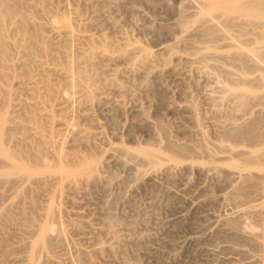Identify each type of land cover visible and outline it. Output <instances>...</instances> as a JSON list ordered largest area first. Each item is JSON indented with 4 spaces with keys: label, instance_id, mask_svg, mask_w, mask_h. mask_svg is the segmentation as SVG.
Instances as JSON below:
<instances>
[{
    "label": "bare ground",
    "instance_id": "1",
    "mask_svg": "<svg viewBox=\"0 0 264 264\" xmlns=\"http://www.w3.org/2000/svg\"><path fill=\"white\" fill-rule=\"evenodd\" d=\"M18 1L14 2L19 3ZM80 1L81 0H75L74 2L71 0H26L27 3L23 4L28 5L29 2V4L35 7L34 9L38 10V13L40 12V14L37 15L39 16L38 19L37 16L35 17L32 15L35 11L31 9V5H29L31 6L29 9L34 12L31 13L27 9L28 6L27 8L23 6L31 13V16L25 10L29 16L27 15V18H22L24 12L21 11L23 14L22 16L18 13L20 12L18 7L20 5L22 7V1L20 2L21 4H18V7L16 6L17 8H12L11 3L6 4L7 0H4V5H2L3 1H1L2 3L0 2V149L8 148V150L13 149L14 151L18 149L21 153V155L17 154L14 156L18 150L15 151L14 154H11L13 157L10 156L8 160L5 158L4 160L0 155V160L2 159L1 162L3 164L4 162H8L9 164H6L10 167V164H13L14 166L17 165L19 168L23 166V162L21 161L24 160V163L27 161L28 163L33 162L31 163L33 165L34 163L39 165L42 164L40 165L41 168H43L44 165H50L52 162L51 160L54 161V159H58L57 164H59V160L60 163L63 164V166L59 164L60 167H58L54 162L55 166H53L56 167L54 170H57H52L54 173L47 169L48 166L46 167V169L49 170L48 174L50 172L56 176L59 175V177L57 176L59 181L54 180V182L58 183L55 185L52 184L51 187L54 186L53 188H46L51 192L47 191L46 193L44 190L42 191V189L40 191V189L37 188V186L40 185L39 182L36 187H33V184H36L35 182L37 181H40L41 184L44 182L45 184V180L47 179V182H49L48 178H50L51 175L48 176L46 174V169L44 175H47V177L41 175L37 176L36 174L35 176L37 178L34 179V177L30 175H22V171H19L21 174L16 172L17 175L19 174L17 176L13 171L15 170L13 166L12 168L14 169H12V172L16 177L9 174L8 179L5 178V180H0L2 184L0 185V219L5 216L7 212L12 211V209H14L13 207L16 208L17 204H19L16 202L18 199L25 204L27 200L24 195L25 191H31L37 188V192L44 196L42 198L43 201L41 200V203L44 202V204L42 203L44 209L41 205L42 209L40 212H43H39V220L33 219L32 222L30 221L31 223L29 222L30 224H25V221H19L20 223H16L17 225L14 224L15 229L18 230V234L16 233L18 237L15 238L17 239L15 244L14 242L12 244L14 248L12 245L11 248L17 250L18 248L16 249L15 246H18L20 248L18 250H22L23 252L20 253L17 251L15 254L10 252L14 251L10 249L9 252L11 257H8L9 254L6 255L9 261L0 264H81L80 262L74 261L77 258L75 257L76 255L69 260L68 257H71V254L67 256L66 248H64L65 245L63 246V244H65L63 242L67 240L65 239L66 237H71L74 232H78V228L76 227L82 228L81 226L84 225L83 228L85 229H80V231L83 230L86 232L83 234L91 232H88V228L92 230L95 228L82 212V208H80L81 210L79 209V207H81L78 201L80 198L79 195H84L85 190L96 182L102 183L106 188H109V190L113 184L110 180L108 181L101 176L98 159V161L92 162L93 160L91 161V157L89 160L91 162H89L85 160L89 158L88 156H86L88 158L85 159L83 158L85 155H79V157H77V152L72 151V153L77 154V156H74L76 163L81 161L82 164L80 162V166L83 165L81 166L83 168H78L79 165L74 162L73 164H75L76 167L75 165L72 167L69 166L71 168L75 167V170L72 169L71 171L65 168V163L63 162L66 159L64 160L62 157L66 154L65 152L69 150L67 145L66 149L68 150L65 151V143L69 137L71 139V136H74L75 140L79 138H84L85 140L91 138V140H95V138H97L96 133L91 130L92 128L86 127L81 123V120H79V117L84 115L82 113H85V111H88L87 113L89 114L91 109L99 104H110L112 106L124 108L126 104L138 98V94L142 91V86L144 85H130L132 87L128 85L127 87L123 81L119 80L120 75L125 77L128 76L127 78H129L137 73H141L144 77H148L152 73L159 75L163 72V66L159 64L161 61L160 54L151 50L141 40L129 38L126 33L121 39L109 37L107 33L103 31V28L99 26V20L97 21L95 19L94 14H98L97 11H99L98 5L96 6L98 10L96 11L95 9L96 13H94L93 10L84 13L80 11L82 10L80 8L82 5L79 4ZM83 1L87 5L93 3V0ZM192 1H189L191 4L188 3L189 5H186L188 10H191L190 15L192 16L194 12L196 16H200L201 18L199 17L198 22L197 20L194 22L193 19L188 18L191 23L194 22L193 24L195 25L197 23V26L193 25L195 28L192 29H190L191 24L189 22V27H183L184 24L182 23L180 35L177 37L178 41L176 40L177 43H183L184 41L186 44L189 38L191 40L188 44H191L190 42L193 40L191 34L196 33L197 36L196 34L195 36L198 37L199 33L196 31L199 30L201 32L200 37L202 36L203 40L198 37L201 41L195 40L192 42L191 45H193L195 51L193 54H189L190 57H187L192 64L196 62L197 66L194 64L196 66V71L204 74L209 80L211 83V92L218 94L217 96H219L222 101V97L226 96L229 90L233 92L237 90L236 88L231 89L229 87L231 85L227 83H229L230 79H224V75L229 78L231 77V79L233 78V81H235V79H237L236 81H244H240L242 85L250 84L253 81L256 82V84L258 82L259 87L263 88L259 95H257L255 91L252 92L249 85H245V89H241L243 87H240L241 90H238L239 92L244 90L242 92V94L245 92L243 97L250 95L252 97L249 98L254 99L253 96L256 93L257 97L255 95V99L259 98V102H257L256 99V105H253V108L257 110L250 109V112H247L248 114H251V110L264 113V19L262 18L264 12L260 9L262 12L261 19L263 20L258 18L261 15V12L258 13V9V20L257 18L254 19L256 14H253L256 7H258L259 1V6H262L264 0H241L239 3L242 7L239 6L237 8L234 5L236 2L233 4L231 3V5L235 6L236 10L240 8L239 11L237 10V13H235V8H233L235 12L231 10L235 15L230 11L226 14L227 11H225V9H220L218 12L215 7L209 9L208 6H212V4L215 3H211V1L208 0ZM233 1L234 0L231 2ZM84 2L81 4H85ZM106 2L109 3L110 1L107 0ZM16 3H13L14 6ZM239 3L236 5H239ZM5 5L6 8L3 7ZM8 5H11V9H8ZM186 6L182 10L184 12H182L183 14H187V12L184 11ZM205 7H207L208 10H205ZM13 9H18V11ZM107 9L110 10V7ZM37 10L35 14H37ZM108 10H106V12H108ZM232 15L235 17H231ZM187 16L188 14L186 17ZM236 16L239 17L236 18ZM183 17L185 16L183 15ZM193 18L196 19L197 17ZM23 21H25V23ZM184 21L186 24L187 18L186 20L184 18ZM29 25L40 26L39 28L35 26L38 30L41 28L38 34L39 37H37L38 35L36 36L37 30L33 32V27L31 28L32 30H29L31 33H28ZM32 33L35 35V39H32L34 37L31 35ZM50 40L52 42L53 40L54 42L55 40L57 41L58 44L56 43L57 46L55 49H53V46H55L54 43L51 44L53 46H50ZM164 50L169 51L171 48L166 47ZM176 53L177 52H175V54ZM177 56L178 59H181L182 54H177ZM232 59H234V61ZM247 64L251 65H249L250 68H254H251L253 71L250 72L249 69H247ZM143 83L145 84V82ZM252 85H250V87ZM238 87L239 86H237V88ZM222 93H224V95ZM242 94L239 93V95ZM219 97L218 99H220ZM75 111L78 112L79 115H76L79 117L75 116ZM88 114L87 116L89 117ZM245 114L243 113L242 115L244 116ZM248 114L246 115L248 116ZM246 115L243 117V120L245 117L247 118ZM260 123V126L258 125L262 133L260 144L264 147V120ZM97 139L94 142L97 143ZM82 140L80 142H82ZM91 140L89 142H91ZM73 141L74 140H69L68 143ZM74 142L78 143L79 141L76 140ZM87 142L88 141H86V143ZM224 142V140H219L217 143H219L220 146L222 145V147H218L223 148L224 146L226 149L229 148V150L231 149V153L232 151H237L239 153L238 155L245 154L246 158L248 155H250L249 158L253 156L255 160L257 158L258 162L261 161L264 163V148L261 149V147H259L263 151L258 149L260 150L259 153L258 150H256V152L253 148L250 149V147L248 148L242 143L239 145H232L231 143ZM5 149V154L10 155L8 153L9 151L6 153ZM118 149L126 150L124 147H118ZM13 150L10 152H14ZM68 154L72 155L70 151H68ZM68 154L66 155L68 158L67 160L70 161ZM253 158L251 160L255 161ZM61 160H63V162H61ZM17 161L19 163L21 162L22 166L16 164L18 163ZM1 162L0 164H2ZM67 163L68 162H66V165ZM52 164L48 168H51ZM250 169L249 167V171ZM21 170L24 171L25 169L22 168ZM42 170L40 172H42ZM240 170L241 169L238 170L239 172H237V170L235 172L233 171L234 173H231L233 176L230 174V176H232V178L230 177L231 181L227 184L225 183L226 186H223V189L221 188L220 194L218 195L220 199L219 210L208 213V217L201 224L196 226L190 235L185 236L180 242L182 247H195L198 253L208 252L212 256V264H264L263 169L259 170L262 174L260 175L262 181H258L257 183L256 181L253 182V180L249 182L250 179L248 178L251 176L249 174L251 171L247 172L248 170L244 169L246 173L243 172L244 170ZM38 171L39 170H35L34 172ZM7 173H4L6 177ZM54 178L56 179V177L52 175V180L50 178V181L53 182ZM2 181L4 182L2 183ZM9 182L12 184L10 183L9 185ZM46 186L47 184L45 187ZM42 187L43 184L41 188ZM33 191L35 193L36 190ZM242 191H244L243 193L247 192L248 196L246 194L242 196ZM21 197H23L22 199H25V201H21ZM248 197L249 199H247ZM63 198L73 205V208L70 207V209L72 208L71 210L67 209V211H69V215L67 213L69 216L67 218L69 219L66 220L68 224L63 218L59 217V212L62 211L61 208L63 207L60 199ZM27 202L29 201L27 200L26 203ZM29 204L26 205L30 206ZM22 210H25L24 207ZM63 212L64 211H62V214ZM184 212L183 209L174 210V212L169 214L167 219H179L185 215L186 212ZM23 213H25V211ZM7 215L8 213L5 217H7ZM3 219L5 218L3 217L1 220ZM60 219H63V224ZM19 224L21 225L19 226ZM68 227L76 228V230L73 229L74 232L70 235V230H72V228L69 230ZM212 231L214 233H221L223 236L217 243L205 248L201 245L203 237ZM110 235H107V237L105 235V238L104 236L103 238L102 236L101 238L98 236L97 238L99 239L94 241L93 239L95 238H89L93 241H89L90 243L92 242L90 247L95 249L93 251H97L100 254L105 250L113 253L111 251L113 248L112 242L117 240L118 237L116 238L117 235L114 236V234ZM229 236H234L237 239L231 240ZM71 238L69 240L73 244V248H75L74 251L76 250L77 253L80 251V244L76 242L77 240ZM64 239L65 241L62 242ZM52 240L57 244H54ZM77 244H79V246ZM151 251H159V249L157 246H153ZM116 257L119 264L141 263H138V261L134 262V260L132 261L122 255Z\"/></svg>",
    "mask_w": 264,
    "mask_h": 264
},
{
    "label": "rangeland",
    "instance_id": "2",
    "mask_svg": "<svg viewBox=\"0 0 264 264\" xmlns=\"http://www.w3.org/2000/svg\"><path fill=\"white\" fill-rule=\"evenodd\" d=\"M1 1H3V3ZM1 1L2 5H4V0ZM11 1L13 0H10V2L7 0L6 2V4H12V6L8 5V9H11V7L17 8L19 6L18 4L22 1V7L21 5L18 7L20 11L18 13L21 16L24 14L22 18H27L34 11L32 15L35 17L40 14L29 2L28 5H25L27 3L26 0H14L19 3ZM71 1L74 2L75 0ZM82 1L83 0L79 3L82 6L79 7L82 9L80 11L84 13L89 12V10H93L94 13H96L98 10L97 7L99 8V11H97L98 14H94L95 19L97 21L99 20V26L103 28V31L106 32L109 37L121 39L122 36L127 34L129 38L141 40L151 50L160 54L161 61L159 64L163 66V72L159 75L152 73L148 77H144L141 73H137L129 78H127L128 76L125 77L120 75L119 80L123 81L127 87L128 85H144L142 86L144 89L142 88V91L139 92L138 98L133 101L134 103L130 102L126 104L124 108L112 106L110 104H99L93 107L89 114L87 113L88 111H85L89 117L85 113L82 114L86 116L82 115L79 117L78 112H76L77 110L75 111V116H78L81 123L86 127L92 128L91 130L96 133L98 139L95 138V140H91V138H89L85 140L84 138H79L76 139L79 142L75 143V137L71 136V139L69 137L65 143L64 149H66L68 145L69 150L66 149L65 151H70L72 155L68 154V151L65 152L66 154L64 156L66 158L63 156L64 158L62 157V159L67 160L68 158L66 155L68 154L70 161L65 160L63 162V160H61V162L65 163V168L72 171V169L76 167L75 164L79 165V167L77 166L78 168H83L81 167L83 165L80 166L81 161L77 160L79 162L76 163L74 156H77V154V157H79V155H85L83 157L84 159L89 157L85 159L88 161L91 157V161L93 160L92 162L99 160L101 176L108 181L110 180L113 185L109 190V188H106L102 183L96 182L85 190L84 195H79L80 198L78 201L81 206L79 209L82 208V212L87 219L91 221L95 230L93 229V231L88 228V232H91L83 234L85 231H80V229H85L83 228L84 225L81 226L82 228L76 227L79 229H77L78 232L73 231V229L76 230V228L71 227L72 230H70V225L68 227L71 231L70 235L74 233L71 236L72 238L69 237L77 240V243L79 242L80 251L77 250L78 252L76 253V250L74 251L75 248L72 246L73 244L69 240L70 238L66 237L65 239H67V242L65 239L62 240V242L65 241L63 242L65 243L63 246L65 245L64 248H66L67 256L71 254V257H68L69 260H71L70 258H74L76 255L75 257L77 258L74 261L80 262L81 264H119L116 257H119V255L125 256L132 261L134 260V262H141L142 264H212V256L208 252L198 253L195 247H182L180 242L185 236L190 235L194 228L208 217V213L219 210L220 199L218 195L220 194L221 188L223 189V186H226V184L231 181L230 179L233 176L231 173L233 171L235 172L237 170V172H239V169H241L240 171L244 169L248 170L247 172L251 171V173H249L251 176L248 178L250 179V181L248 180L249 182L252 180L253 182L256 181V183L262 181V178H260L262 174L259 170L263 169L262 173H264L263 162H258L257 158L256 162L253 156L249 158L250 155L248 154L246 158L245 154L238 155L239 153L237 151H232L231 153V149H226L224 146L220 148L222 145L220 146L217 142H219V140H224L232 145H239L242 143L248 148L250 147V149L253 148L255 151L260 149L259 147H261V149L264 148L262 144H260L262 133L258 128V125L260 126L261 124L260 122L264 120V113L256 112L255 110L257 109L253 108L256 99L257 102H259V98L255 99V95L256 93L257 95H259V93L261 94L263 88L259 87L258 82L257 84L254 81L251 82L253 85L251 83H243L249 85L252 92H256L253 96L255 100L249 98L252 97L250 95L245 96V98L243 97L245 92L242 94L244 90L239 92V90L245 89V85L241 84L244 81L239 79V81H236L237 79H235V82L233 78L231 79V77L229 78L224 75V79H230L227 84L232 87L228 86L231 89L236 88L239 90H234V92L229 90L227 95L224 96L225 99L222 97V101L221 98L217 96L218 94L211 92V83L209 80L204 74L196 71V62H193L195 66L188 58L191 53L193 54L195 51L193 45H191L192 42L195 40H203V37H200L201 32L199 30L196 31L199 33L198 37L200 39L202 38L201 40L196 37L197 34L193 32L196 36L195 34H191L193 38L192 42H190L191 44H188L191 40L189 38L186 44L184 41L183 43H177V37L181 32L180 27H182L183 24V27H187L191 24L190 29H192L195 28L194 26H197V23L196 25L193 23L196 20L197 22L199 21L200 16H196L194 12L191 16V10L187 8L189 5L188 3H190L189 1L192 0H109L110 2L112 1L111 4L110 2H106L107 0H95L96 2L93 0L92 6L90 4L87 5L84 1L85 4H81L83 3ZM208 1L215 3L212 4V6H208L209 9L215 7L217 12L220 9H225V11H227L226 14L229 11L234 14L236 8L241 5L239 3L241 0H234L233 2H231L232 0ZM234 2H236L234 4L236 8L234 5H231V3L233 4ZM13 3H16L15 6ZM237 3H239V5H236ZM29 5H31L32 8ZM84 5L87 7L85 8ZM259 5L260 1L258 7H256L253 12V14H256V16L252 15L254 19L259 16L258 13L261 12L260 9L264 12V4L262 5L263 7ZM23 6H26L25 8L28 6L27 9L31 13ZM185 6L186 9L184 11L187 12V17V14H183L184 12L182 11ZM3 7L6 8V5ZM109 7L110 10L107 9ZM29 8L34 11L32 12ZM205 8V10H208L207 7ZM233 8H235V10H233ZM18 9L13 10L18 11ZM239 9L237 10L239 11ZM36 10L37 14H35ZM106 10H108V12H106ZM237 10L235 13H237ZM21 11L24 13L22 14ZM182 14L185 17H183ZM260 14L258 18L263 20L264 16L262 17L263 19H261L262 12ZM239 16H236V18ZM193 17L197 18L195 19ZM231 17L235 16L232 15ZM38 18L39 16H37V19ZM184 18L185 20L187 18L186 24ZM188 18L193 19L194 22L191 23ZM23 22L25 23V21ZM29 26L28 33H31L29 30H32V27L34 28L33 32L37 30V34L35 33L36 36L41 31V28L39 30L37 29L40 27L39 25ZM35 26L38 27L35 28ZM31 35L34 36L33 38L31 36L32 39L36 38L33 33ZM37 37H39V35ZM53 43L55 46L51 45ZM56 43V40L55 42L54 40L53 42H49L50 46L54 47H52L53 49L57 46ZM166 47H170L171 50H164ZM175 52L177 53L175 54ZM177 54H182L181 59H178ZM232 60L234 61V59ZM249 65L247 69L251 72L254 68L251 67V69ZM143 82H145V84ZM250 85L252 86L250 87ZM237 86L239 87L237 88ZM240 87L243 88L240 89ZM238 92L242 95H239ZM224 93L222 94L224 95ZM218 97L220 99H218ZM250 109L255 110H251V114H248ZM243 113L247 116L244 120L243 117L245 115L243 116ZM82 139L85 140V143ZM96 139L98 141L97 143L94 142ZM69 140L74 141L68 143ZM81 140L82 142H80ZM90 140L91 142H89ZM86 141L88 142L86 143ZM118 147H124L126 150H120ZM4 149H0V155L1 158H5L6 160H8L10 156L13 157L11 154H14L15 151L18 150H8L7 148L5 150L6 153L9 151L8 153L10 155H8L5 154ZM12 150L14 152H10ZM260 150H258L259 153ZM72 151L77 152V154L72 153ZM17 152L14 156L17 154L21 155L20 151ZM252 158L255 161L251 160ZM1 161L2 159L0 162ZM24 161H21L23 164L17 161L18 163L16 164L23 165H21L22 167L20 168L16 164V166L10 164V167L7 165L9 164L8 162H6L7 164L4 161V164L1 162L2 164L0 165L4 167L0 166V180H5V178L8 179L9 174L16 177V172L19 171H22V175H30L34 177V179L37 178L35 176L37 174V176L41 175L46 177L47 175H51L50 178L52 180L53 175L56 179L54 178L52 182L50 178H48L49 182H47L48 180L45 178V184L42 182V188L40 181L33 184V187H36L39 182L40 185H38L37 188H39L40 191L41 189L42 191L44 190L46 193L50 191L48 189L54 187H51L52 184L55 185L58 183L54 182V180L59 181V175H57V177L55 174H52L54 173L53 171H57L54 170V168L56 169L54 166L55 163H58V159H54V161L51 160L52 162H49L50 165L53 163L51 168H48L50 165L47 164L46 166L44 165L45 167L43 166L44 169L40 166L42 164L39 165L34 163V165L36 164L34 166L31 164L33 162H29V164L27 161L24 163ZM66 162H68V166ZM73 162L75 164H73ZM59 164H62L60 160ZM59 164L56 166L60 167ZM69 165L71 167L75 165V167L71 168ZM13 166L15 168L13 171L16 175L12 172V169H14L12 168ZM46 167L52 173L49 172L48 174L49 170H47ZM249 167L251 169L253 167V169L249 171ZM22 168L25 170H21ZM34 169L36 171L39 170V173L34 172ZM45 169L47 170V175H44L46 172ZM41 170L42 172H40ZM245 170L243 172H246ZM4 173H7V177ZM230 174L232 176H230ZM3 182L4 181H2V183ZM10 183L11 182H9V185ZM46 184L47 186L45 187ZM0 185L2 184L0 183ZM37 188L33 189L36 190L35 193L33 190L25 191L26 193L24 192L25 199L29 202L26 203L27 200L25 201V199H22L24 196L21 197V201L24 200L25 204L18 199L19 202H16L19 204L16 203L17 206L14 205L16 208L13 207L14 209H12V211L7 212V217H5L7 213L3 216L5 219L1 220L3 217L0 219V260L2 259L0 263L9 261L8 257H11L10 252L15 254L17 251L20 253L23 252L22 250H18L20 249L18 246H15L16 249L18 248L17 250L11 248L12 246L14 248L12 244L13 242L15 244L17 240L15 238L18 237V230L15 229L14 224H18L19 221H25L26 224L30 221L32 222L33 219H40L38 216L43 212H40V210L42 208L44 209V202H42L43 204L41 203L44 196H42V192V195L37 192ZM44 188L48 189L45 191ZM243 192L244 191L241 192L242 196L244 194L248 196L247 192ZM64 199L65 198L60 199L63 204L61 209L64 212L62 214L60 210L59 217L63 218L66 222V220L69 219L67 218L69 217V211H67V209H70L73 205ZM247 199H249V197ZM23 207L25 213H23ZM178 209H183L186 212H184L185 215L183 217L179 219H167L169 214ZM63 219H60L62 224ZM65 222L64 225L66 223L68 224V222ZM20 225L21 224H19V226ZM110 234H114V236L117 235L116 238L118 237L117 240H113L114 242H112L113 248L111 251L113 253L105 250L102 252V255L97 251H93L95 249L90 247L91 243L99 239L97 238L98 236H100V238L104 236L105 238V235L107 237V235L109 236ZM222 236L221 233H214L212 231L203 237L201 245L205 248L210 247L217 243ZM89 238L95 239L92 241ZM229 239L236 240L237 238L229 236ZM89 241L92 242L90 243ZM55 243L54 241V244ZM79 244L77 245L79 246ZM153 246H157L159 251L152 252L151 248ZM10 249L14 251L9 252ZM8 254L9 256L7 257L6 255Z\"/></svg>",
    "mask_w": 264,
    "mask_h": 264
}]
</instances>
